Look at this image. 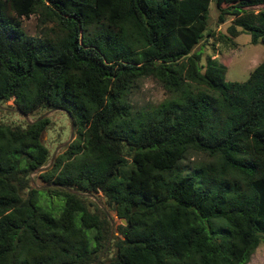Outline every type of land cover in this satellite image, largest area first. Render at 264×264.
Instances as JSON below:
<instances>
[{
	"label": "trees",
	"instance_id": "obj_1",
	"mask_svg": "<svg viewBox=\"0 0 264 264\" xmlns=\"http://www.w3.org/2000/svg\"><path fill=\"white\" fill-rule=\"evenodd\" d=\"M211 1L230 35L264 43V0H0V100L63 109L76 132L39 189L48 118L0 121V264L92 263L106 244L94 264L247 263L264 236V57L244 80L201 61ZM36 11L40 36L21 26ZM146 76L168 95L138 106ZM191 152L205 158L187 171ZM77 192L120 219L110 245L109 213Z\"/></svg>",
	"mask_w": 264,
	"mask_h": 264
},
{
	"label": "rangeland",
	"instance_id": "obj_2",
	"mask_svg": "<svg viewBox=\"0 0 264 264\" xmlns=\"http://www.w3.org/2000/svg\"><path fill=\"white\" fill-rule=\"evenodd\" d=\"M217 16L218 8L215 6L214 1H211L208 8L206 32L200 42L197 43L192 50L198 49L201 51L202 62L205 61L207 54L216 56L218 60L223 62L227 67L225 79L244 80L248 76L251 69L263 59L264 43L261 41L252 43L250 41V34L244 31L236 36L230 35L227 31V26L232 21V15H226V18L223 22H218ZM20 18L22 28L29 35L40 36L41 32L45 31L46 27L50 26V22L43 21L41 19L40 11L30 14L28 17L21 16ZM225 36L230 37V40L225 41ZM167 95L168 92L155 77L146 76L140 79L137 87L135 88L132 95V102L136 103L138 106L142 105L147 107L149 105L158 103ZM15 109L16 106L14 105L12 98L0 100V121L12 125L19 124L24 126L25 122L27 121L26 118ZM41 115V118H48V123L41 132L40 136L41 141L48 149V163L55 147L61 142L70 138L71 119L65 110L48 107H39L32 113L28 114L27 118L33 120ZM75 136L76 132L72 124L71 139H73ZM63 147L58 149L57 154L62 151ZM204 158L205 156L200 153L191 152L179 161L178 166L190 171L193 169L197 160ZM38 172L39 171L30 172L29 177L31 178V183L38 185L39 189L47 187V185H43L42 181L37 176ZM91 193L92 195H82L87 198L89 207L91 209L94 208L92 202L96 201L99 206L103 207L106 213H109L113 223L112 233H115L114 225L118 223L120 219L117 217L114 211L108 210L106 207H104V197L100 192ZM46 195V192H41V194H39L38 201L40 205L46 208L54 207L55 210H57L58 204L62 202L61 196L54 195L52 192H50L49 199H47ZM111 241V238L107 240L108 245L111 244ZM106 251L107 249L103 251L101 256H104ZM112 253L113 249H110L107 254L111 255ZM246 264H264V236L262 237L260 243L253 250Z\"/></svg>",
	"mask_w": 264,
	"mask_h": 264
},
{
	"label": "water",
	"instance_id": "obj_3",
	"mask_svg": "<svg viewBox=\"0 0 264 264\" xmlns=\"http://www.w3.org/2000/svg\"><path fill=\"white\" fill-rule=\"evenodd\" d=\"M15 110L18 111V112H20L22 115H24V117L26 118L27 122H29V123L34 122L35 120H38V119H40V118L42 117V115H41V116H39V117H37V118H35V119H33V120H30V119L27 118V114H25L24 112H21L18 108H16ZM70 119H71V117H70ZM70 127H71L70 138L67 139L66 141H63V142H61L60 144H58V145L55 147V149L53 150V152H52V154H51V156H50V160H49V162L46 163L45 165H42V166L38 167V168H37L36 170H34V171H43V170H45V169H47L48 167L51 166V164H52V162H53V160H54V158H55V156H56V154H57L58 149L61 148V147H63L64 145H66V144L71 140V137H72V119H71V122H70ZM34 171H33V172H34ZM33 186H34L35 188H38V187H39V186L36 185V184H33ZM65 188H67V189H69V190H72V189L69 188V187H65ZM77 193L84 194V195H85V194H86V195H92V193H90V192H77ZM108 217L110 218V221H111V217H110L109 215H108ZM121 222L124 223V222H125L124 219H121ZM112 229H113V223H112V221H111V227H110V231H109V237H108V240L111 238ZM106 246H107V244H106ZM106 246L104 247V249L106 248ZM104 249H103V251H104ZM103 251H101V253H99V255L97 256V258H96V260H95L94 262H92V263H85V264H94L95 262H97V260L100 259L101 254L103 253Z\"/></svg>",
	"mask_w": 264,
	"mask_h": 264
}]
</instances>
